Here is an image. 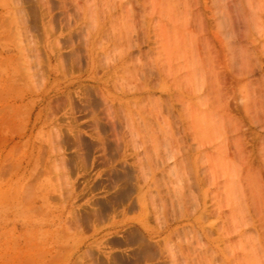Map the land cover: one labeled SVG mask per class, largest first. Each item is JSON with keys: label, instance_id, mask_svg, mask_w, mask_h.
I'll return each mask as SVG.
<instances>
[{"label": "rangeland", "instance_id": "obj_1", "mask_svg": "<svg viewBox=\"0 0 264 264\" xmlns=\"http://www.w3.org/2000/svg\"><path fill=\"white\" fill-rule=\"evenodd\" d=\"M148 253L264 264V0H0V264Z\"/></svg>", "mask_w": 264, "mask_h": 264}, {"label": "bare ground", "instance_id": "obj_2", "mask_svg": "<svg viewBox=\"0 0 264 264\" xmlns=\"http://www.w3.org/2000/svg\"><path fill=\"white\" fill-rule=\"evenodd\" d=\"M61 55V54H60ZM79 59V58H78ZM74 97V96H73ZM93 97V96H92ZM89 99V98H88ZM95 100H97V99H95ZM73 101H74V99H73ZM72 101V102H73ZM86 102V101H85ZM76 104H77V106L79 107H81V106H84L83 104H80V103H77L76 102ZM89 104V103H88ZM77 111H79V108H78V110ZM105 113V112H104ZM104 126V129H106V125H103ZM105 131V130H104ZM77 133V132H76ZM78 134V133H77ZM77 136V135H76ZM78 138L80 137V135H78L77 136ZM77 138V139H78ZM82 138V137H81ZM79 140V139H78ZM121 166H123V164H115L114 166H112V168H111V171L114 173L113 175H114V177L116 176V175H118L120 172V170L118 169V167H121ZM112 175V176H113ZM119 177V176H118ZM104 180H106V182H110L108 179H104ZM105 181H100L99 183H98V186H96V187H99V186H102L103 185V183H104ZM114 185H116L114 182H110V183H108V184H106L104 187V194H105V196H106V200L104 201V202H109L110 200H113L114 199V201H116V202H118V203H121L123 200L125 201V200H127V197H128V195H129V191L128 190H126V189H124V190H122V189H119V188H116L115 190H113V191H111L112 190V188L114 189ZM117 186V185H116ZM108 197V198H107ZM99 202H101L100 200H97V202L96 203H99ZM134 203H135V201H134ZM135 207V206H134ZM80 212V211H79ZM94 213H96V212H94ZM93 213L92 212H83L82 211V215L83 216H85V219L86 218H89L91 215H92ZM83 216H81L80 215V219H82V217ZM137 229H131L130 231H129V234H130V237H132L133 239H143L144 237H142V236H140L139 235V232H137L136 231ZM140 242V241H139ZM151 244V243H150ZM136 249V248H135ZM149 250H150V248H148ZM147 249V251H149ZM153 250V249H152ZM137 251H139V250H137ZM135 252V251H134ZM113 256L116 258L117 256H121L122 258H123V252H116V253H113ZM129 257V256H128ZM130 258V257H129ZM119 259H120V257H119ZM151 259V263H148L147 262V260L149 261ZM138 260H141V258L139 259H137V261ZM131 261H133V260H131ZM131 263V262H130ZM138 264H141V263H138ZM145 264H160L158 261H156V257H155V254H153V253H148V255H147V259L145 260Z\"/></svg>", "mask_w": 264, "mask_h": 264}]
</instances>
